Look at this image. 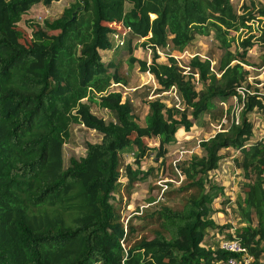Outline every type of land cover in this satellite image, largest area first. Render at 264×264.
<instances>
[{
	"label": "trees",
	"instance_id": "trees-1",
	"mask_svg": "<svg viewBox=\"0 0 264 264\" xmlns=\"http://www.w3.org/2000/svg\"><path fill=\"white\" fill-rule=\"evenodd\" d=\"M54 1L59 0H0V264H228L233 253L219 242L232 237L253 255L251 264H264V139H252L250 118L257 109L264 112V94L243 84L249 74L245 65H264V45L255 62L248 53L255 35L231 34L264 18V3L74 0L32 29L25 42L18 27L23 15L36 3ZM123 29L142 38L153 53L150 62L134 56L129 38L127 63L150 72L157 92L174 86L181 104L150 99L143 124L122 93L111 89L130 80L122 62L102 59L103 50L119 48L112 37ZM208 34L221 49L214 64L195 54L184 73L173 56L158 60L156 48L182 53L197 35ZM234 95L242 103L238 122L236 105L226 104L213 118L225 116L229 122L201 141L202 153L166 166L180 181L162 194L178 196L179 205L159 203L144 210L136 215L142 227L124 220L122 191L130 194L133 184L146 178L142 165L153 148L165 176V154L176 132L188 130L204 113L217 110V102L227 103ZM91 102L112 118L94 113ZM74 123L97 130L101 139L87 140L85 154L71 156L64 166L62 146ZM145 137H156L157 147ZM131 148L134 161L122 162ZM229 149L246 178L240 194L225 199L233 201L238 226L211 218L214 200L224 192L205 178ZM147 224L149 233L142 232ZM211 231L217 233L214 246L205 244Z\"/></svg>",
	"mask_w": 264,
	"mask_h": 264
},
{
	"label": "rangeland",
	"instance_id": "rangeland-1",
	"mask_svg": "<svg viewBox=\"0 0 264 264\" xmlns=\"http://www.w3.org/2000/svg\"><path fill=\"white\" fill-rule=\"evenodd\" d=\"M73 1L74 0H59L50 4L38 3L33 6L23 15V18L19 23L20 25L18 26L22 30L23 40L25 42L29 41L32 29L41 26L44 19H53L56 17L63 7L68 6ZM248 1L249 0H233V3L237 7L242 2ZM257 1L264 3V0ZM250 23V30L246 29L237 32L231 31V34L236 38L247 35L248 33H253L255 35L256 38L254 39L256 43L249 49L248 53L253 61L258 62L264 45V40L260 39L261 36L264 37V18ZM48 32L52 33L56 31ZM112 38L114 44H119V48L116 50H103L102 59L104 62L109 61V59L122 62V68L130 81L125 85L113 84L111 89L118 90L122 93V100H128L132 104L134 112L138 115V122L143 124L144 117L148 112V101L150 99L159 97L166 104H171L175 99L171 92H157L158 85L150 72L140 71L136 63L132 65L127 63L128 53L124 45L129 38L132 39V44L134 46L133 55L139 59H146L148 62L151 61L153 53L148 47L141 44L142 38L133 36L125 29L115 33ZM159 51L160 53L157 52L159 55L158 60L162 62L166 61L167 55L176 54L172 47H166ZM195 54H199L201 57L210 58L212 61L218 60L221 54V49L218 42L214 39L213 34L197 35L187 47L186 52L183 55L180 54V56H178V60L181 64H186V62ZM245 67L248 68L249 74L247 82L243 83L244 86L248 83L250 85L248 87L249 90H253V86H256L264 94V65L259 67L245 65ZM200 86L201 85L198 83L197 87L199 88ZM237 103V100L229 98L226 104L237 105ZM217 105V110L211 115L208 112L204 113L201 117L194 120L192 126L188 130L181 127V129L176 132L175 141L169 143L167 146L165 167L163 170L165 176H162L159 173L160 167H157L159 165V160H155L154 154L156 149L153 148V154L146 158L145 163L142 165L143 170H147L148 172L146 178L136 181L133 184L132 192H130V194H127L125 189L122 191L123 196L120 207L121 215H123L124 220L128 217L132 223H136L138 227H142L140 224L141 221L136 215H140L144 210H152L159 203L179 205L180 198L178 196L164 197L162 194V186L165 187L167 184V189H174L179 185L180 181L174 178V172L170 170V167L167 168L166 166L169 163L176 165L177 163L182 162V160L188 159L194 153L201 154V141L219 130L222 126L219 125L221 121H223V125L228 124L229 121L226 120L227 117L222 118L223 120L221 119L220 121L217 120L219 118H213V116L220 117V113L225 109V106H222V104H219L218 102ZM91 109L94 113L107 120L112 118V115L108 110L98 107V105L93 102H91ZM250 118L254 123L252 139L259 137L264 139V112L257 109L250 114ZM100 139L101 133L97 130L89 128L82 123L72 124L69 136L62 146L64 166L68 165L71 156L80 157L85 154V143L87 140L94 142L99 141ZM144 141L151 147H157L158 145V139L156 137H145ZM223 151V159L220 160L218 168L208 171L205 175L207 184L218 185L223 188L224 192L223 195L216 197L214 200V212L211 214V218L217 224L226 222V224L230 223L238 226V214L234 208L233 201L227 204L225 199L227 200V197H232L234 199V197L240 194L241 183L244 182L246 178H244L242 171L234 166L231 158L233 154L232 150L229 149ZM132 161H134V156L131 148V150L128 149L123 153L122 162L126 163ZM120 180L126 182L127 179L126 177L121 176ZM114 195L116 201L118 195ZM221 209H225V215L223 212L221 213ZM150 227L151 224L145 225L142 232L149 233ZM211 232L208 233L209 236L207 237L205 244L214 246L218 241L217 233L216 231H213L211 234Z\"/></svg>",
	"mask_w": 264,
	"mask_h": 264
},
{
	"label": "built area",
	"instance_id": "built-area-1",
	"mask_svg": "<svg viewBox=\"0 0 264 264\" xmlns=\"http://www.w3.org/2000/svg\"><path fill=\"white\" fill-rule=\"evenodd\" d=\"M159 50H160L159 48H156V51L158 53H160ZM185 52L186 51H184L182 53L176 52V54H170V56H173L176 59L177 64L183 69V72L184 73H187L189 71V65H188V61L189 60L186 62V64H181L180 61L178 60V56H180V54L183 55ZM211 63L214 64L215 61H212L211 60ZM194 75H195V77H197V74L196 73ZM162 92H164V93L171 92L172 95H173V97H174V99H176V102H175L174 105L176 107H180L179 98L177 96L176 89H175L174 86H171L169 89L164 90ZM238 92L241 94L242 97H244V92H243V90L241 88L238 89ZM233 99L237 100V96L234 95L233 96ZM220 104H222L223 106L226 107V103L225 102H221ZM241 108H242V103L241 104L238 103L235 106L233 119H234V121L236 123L238 122V115H239V112H240ZM222 122L223 121H221V123L219 124L220 126L222 125L221 128H219V130H221L222 127H223V123ZM165 184H166V182H165ZM166 185H165V187H163L161 185L162 186V189H161L162 191H163L164 188H166ZM231 233L233 235V232L232 231H231ZM219 246L223 250L229 251V252L233 253V255H231L228 258V261H227L228 264H251L252 263L253 255L248 251V249L244 245H242L240 243V241L238 239L233 238V237L232 238H223V239L220 240Z\"/></svg>",
	"mask_w": 264,
	"mask_h": 264
},
{
	"label": "crops",
	"instance_id": "crops-1",
	"mask_svg": "<svg viewBox=\"0 0 264 264\" xmlns=\"http://www.w3.org/2000/svg\"><path fill=\"white\" fill-rule=\"evenodd\" d=\"M37 4H38V3L34 4L33 6H35V5H37ZM33 6H32V7H33ZM32 7H31V8H32ZM31 8H30V9H31ZM61 10H62V9H61ZM27 12H28V11H27ZM25 14H26V13H25ZM129 81H130V80H129ZM221 213H222V212H221ZM211 234H212V232H211ZM206 241H207V237H206L205 242H206Z\"/></svg>",
	"mask_w": 264,
	"mask_h": 264
}]
</instances>
